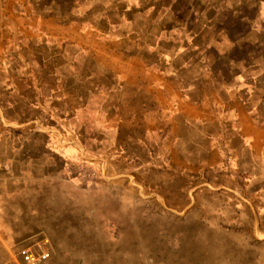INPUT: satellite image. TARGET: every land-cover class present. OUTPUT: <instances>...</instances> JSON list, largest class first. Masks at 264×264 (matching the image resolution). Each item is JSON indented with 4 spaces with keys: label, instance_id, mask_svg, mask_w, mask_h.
Returning <instances> with one entry per match:
<instances>
[{
    "label": "crops",
    "instance_id": "crops-1",
    "mask_svg": "<svg viewBox=\"0 0 264 264\" xmlns=\"http://www.w3.org/2000/svg\"><path fill=\"white\" fill-rule=\"evenodd\" d=\"M75 150L237 193L264 232V0H0V187Z\"/></svg>",
    "mask_w": 264,
    "mask_h": 264
},
{
    "label": "rangeland",
    "instance_id": "rangeland-1",
    "mask_svg": "<svg viewBox=\"0 0 264 264\" xmlns=\"http://www.w3.org/2000/svg\"><path fill=\"white\" fill-rule=\"evenodd\" d=\"M44 159L0 187V264H20L22 246L48 251L39 264H264V232L237 193L168 184L112 155Z\"/></svg>",
    "mask_w": 264,
    "mask_h": 264
},
{
    "label": "built area",
    "instance_id": "built-area-1",
    "mask_svg": "<svg viewBox=\"0 0 264 264\" xmlns=\"http://www.w3.org/2000/svg\"><path fill=\"white\" fill-rule=\"evenodd\" d=\"M16 254L20 264H39L49 256L46 250L36 251L27 246L19 247Z\"/></svg>",
    "mask_w": 264,
    "mask_h": 264
}]
</instances>
